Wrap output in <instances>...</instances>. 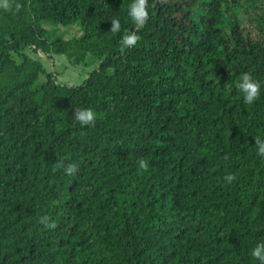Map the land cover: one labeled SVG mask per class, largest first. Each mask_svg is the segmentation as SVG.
I'll use <instances>...</instances> for the list:
<instances>
[{
	"label": "trees",
	"instance_id": "16d2710c",
	"mask_svg": "<svg viewBox=\"0 0 264 264\" xmlns=\"http://www.w3.org/2000/svg\"><path fill=\"white\" fill-rule=\"evenodd\" d=\"M132 3L0 8V264H259L264 0H148L138 31ZM74 24L77 37L53 33ZM129 32L140 39L122 53ZM28 47L100 61L78 84L40 81ZM245 72L261 86L252 104Z\"/></svg>",
	"mask_w": 264,
	"mask_h": 264
},
{
	"label": "clouds",
	"instance_id": "9594fccd",
	"mask_svg": "<svg viewBox=\"0 0 264 264\" xmlns=\"http://www.w3.org/2000/svg\"><path fill=\"white\" fill-rule=\"evenodd\" d=\"M12 0H0V8L9 11L12 10ZM20 5H16V10H19ZM129 16L137 25V31L140 27L144 26L147 23L149 18L148 14V0H133L129 8ZM121 25L120 21L116 18L111 19V28L112 33H117L120 31ZM140 36L136 32H129L124 34L120 40V51L123 53L126 50L136 46L139 41ZM239 91L243 94V100L246 104H252L260 96V83L253 79L251 74L245 72L242 74L240 82L236 85ZM73 117L81 125L94 126L96 121V113L91 108H75ZM255 143L257 146L258 155L264 156V140H261L259 137L255 138ZM139 168L147 170L148 162L144 159L139 161ZM64 171L69 175H73L77 171V167L73 164H68L64 167ZM225 181L231 183L236 177L232 174L225 176ZM39 222L45 227L54 228L56 227L54 222H49V217L42 216L40 217ZM252 256L255 257L259 264H264V243L258 244L252 250Z\"/></svg>",
	"mask_w": 264,
	"mask_h": 264
},
{
	"label": "rangeland",
	"instance_id": "374dc122",
	"mask_svg": "<svg viewBox=\"0 0 264 264\" xmlns=\"http://www.w3.org/2000/svg\"><path fill=\"white\" fill-rule=\"evenodd\" d=\"M45 27L53 29V26L49 23H44ZM53 33L62 35L65 39L77 37L82 33L81 27L78 24H74L68 27H57ZM27 53L39 59L45 68V73L40 75V81H45L48 77L47 73L54 74L53 79L56 82H64L70 84H78L83 81L89 73L97 68L99 64V58L88 54L84 61L76 62L74 57H69L66 54H59L51 52L48 54L42 50H38L34 47H28Z\"/></svg>",
	"mask_w": 264,
	"mask_h": 264
}]
</instances>
